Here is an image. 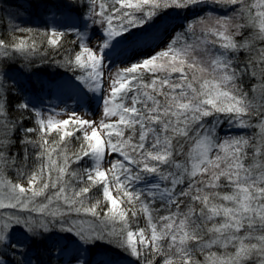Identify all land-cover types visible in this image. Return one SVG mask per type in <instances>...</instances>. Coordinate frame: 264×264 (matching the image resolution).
I'll return each instance as SVG.
<instances>
[{"label":"snow or ice","instance_id":"1","mask_svg":"<svg viewBox=\"0 0 264 264\" xmlns=\"http://www.w3.org/2000/svg\"><path fill=\"white\" fill-rule=\"evenodd\" d=\"M122 260L264 264V0H0V264Z\"/></svg>","mask_w":264,"mask_h":264},{"label":"rangeland","instance_id":"2","mask_svg":"<svg viewBox=\"0 0 264 264\" xmlns=\"http://www.w3.org/2000/svg\"><path fill=\"white\" fill-rule=\"evenodd\" d=\"M176 23H180V22L176 21ZM97 39H99V37H97ZM65 78H66V77H65ZM59 100H67V95H66V94H63V93H59V92H57V93H55V95L53 96V98H52L50 101H47V100H46V104H47V103L57 104V103L59 102ZM67 103H68L69 108L76 107L74 101L68 100ZM60 107L63 108L64 105L61 104ZM95 110H96V105L93 104V105L90 107L89 111L92 112V111H95ZM81 114H82V113H81ZM57 118H58V119H66L67 116H60V117H57ZM104 253H105V252H104ZM104 253H103L101 256H96L95 258H96V259L107 258L108 256L104 255ZM121 264H126V262L122 260V261H121Z\"/></svg>","mask_w":264,"mask_h":264},{"label":"trees","instance_id":"3","mask_svg":"<svg viewBox=\"0 0 264 264\" xmlns=\"http://www.w3.org/2000/svg\"><path fill=\"white\" fill-rule=\"evenodd\" d=\"M189 15H191V13H189ZM180 23H182V21H178ZM35 23H39V21H35ZM60 74L56 72L55 69H46L44 70V72H42L41 74V78L44 80H48L50 78H57ZM98 254L96 256H101L105 251L104 249H98ZM104 255L106 256H111L112 253L111 252H105Z\"/></svg>","mask_w":264,"mask_h":264}]
</instances>
